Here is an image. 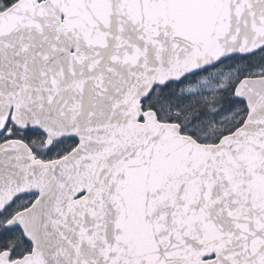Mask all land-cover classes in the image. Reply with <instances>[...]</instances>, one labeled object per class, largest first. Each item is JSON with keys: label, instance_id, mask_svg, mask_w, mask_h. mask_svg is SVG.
<instances>
[{"label": "snow or ice", "instance_id": "snow-or-ice-1", "mask_svg": "<svg viewBox=\"0 0 264 264\" xmlns=\"http://www.w3.org/2000/svg\"><path fill=\"white\" fill-rule=\"evenodd\" d=\"M0 264H264V0H0Z\"/></svg>", "mask_w": 264, "mask_h": 264}]
</instances>
